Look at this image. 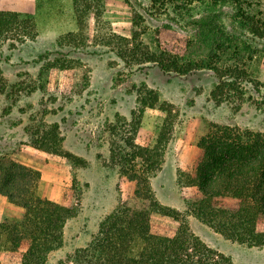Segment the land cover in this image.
<instances>
[{"label":"rangeland","instance_id":"1","mask_svg":"<svg viewBox=\"0 0 264 264\" xmlns=\"http://www.w3.org/2000/svg\"><path fill=\"white\" fill-rule=\"evenodd\" d=\"M245 5L264 26V0H245ZM0 8L32 16L37 30L36 38L25 42L0 43V155L38 170L52 200L60 201L75 178L82 191L80 211L65 227V244L47 264L90 243L117 205L112 129L126 123L119 129L133 134L129 122L137 109L135 87L141 85L180 111L163 167L152 179L157 198L181 211L195 234L236 264H264V247L228 239L199 220L186 203L196 187L177 183L179 169L193 170L198 138L212 123L264 132V37L248 30L242 11L209 2L167 11L150 0H0ZM159 29L177 33L175 44L187 46L185 56L210 54L247 71L245 80L237 79L243 97L231 93L227 102H214L211 91L219 79L212 69L165 72L153 63L127 66L118 56L120 37L141 31L144 44L155 49ZM231 44L233 53L226 50ZM153 134L154 120L147 114L135 138L144 143ZM45 140L52 150L39 148ZM21 211L0 194V221ZM154 219L171 221L158 214ZM12 258L2 253L5 264H13Z\"/></svg>","mask_w":264,"mask_h":264},{"label":"trees","instance_id":"2","mask_svg":"<svg viewBox=\"0 0 264 264\" xmlns=\"http://www.w3.org/2000/svg\"><path fill=\"white\" fill-rule=\"evenodd\" d=\"M150 1L167 11L195 3L209 2L214 7L229 4L242 11L253 35L264 37L263 24L249 12L245 0ZM36 35L32 16L0 8V43L25 42ZM114 36L112 40L118 37ZM120 38L117 52L127 66L153 63L165 72L181 74L208 68L219 79L211 91L214 102H227L231 93H240L241 98L244 95L237 79L243 76L245 80L247 71L221 64V58L216 60L210 54L185 56L187 46L175 44L178 35L171 29L157 31L155 49L144 44L138 30L130 39ZM232 44L226 48L231 53ZM135 88L137 109L128 123L133 134L119 129L126 123L112 129L110 162L119 176L117 205L103 218L90 243L57 264H236L195 234L181 211L157 198L152 179L163 167L180 111L147 85ZM147 114L153 117L154 134L141 143L135 135ZM46 140L39 148L50 151L51 142ZM197 145L199 154L193 170L179 169L177 177L181 188L196 187L186 199L189 211L228 239L264 247V132L212 123ZM44 184L38 170L0 155V194L22 210L19 216L0 221V264H5L3 252L13 255V264H47L50 254L64 246L67 221L81 208V187L75 178L56 201L44 193ZM156 214L171 221L155 220Z\"/></svg>","mask_w":264,"mask_h":264},{"label":"crops","instance_id":"3","mask_svg":"<svg viewBox=\"0 0 264 264\" xmlns=\"http://www.w3.org/2000/svg\"><path fill=\"white\" fill-rule=\"evenodd\" d=\"M27 166H29V165H27Z\"/></svg>","mask_w":264,"mask_h":264}]
</instances>
